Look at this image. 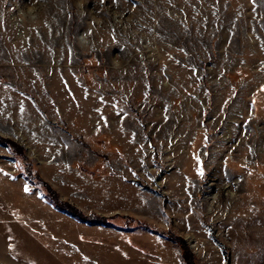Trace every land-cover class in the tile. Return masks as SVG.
Masks as SVG:
<instances>
[{
	"label": "rangeland",
	"instance_id": "rangeland-1",
	"mask_svg": "<svg viewBox=\"0 0 264 264\" xmlns=\"http://www.w3.org/2000/svg\"><path fill=\"white\" fill-rule=\"evenodd\" d=\"M235 103L258 133L240 158L217 142ZM0 137L108 220L0 144V264H185L177 240L264 261V0H0Z\"/></svg>",
	"mask_w": 264,
	"mask_h": 264
},
{
	"label": "bare ground",
	"instance_id": "bare-ground-1",
	"mask_svg": "<svg viewBox=\"0 0 264 264\" xmlns=\"http://www.w3.org/2000/svg\"><path fill=\"white\" fill-rule=\"evenodd\" d=\"M229 98L225 99L228 100ZM223 104V103H222ZM223 106V105H222ZM225 106H223L222 108L220 107V113L225 110L224 108ZM231 113V114H230ZM234 113V114H233ZM226 115L222 118H220V123L219 124H223L225 126V135H226V140L227 138H230V141H224L222 139H218V143L224 144L226 147L223 151V153H235V156L240 158V157H244L246 151L248 150V144L250 145V141L251 139L247 138V134H246V130L248 128H251L252 125L254 124V121L244 118L243 114L245 113V110H243L242 108L239 109V104L235 103L232 104L229 108H227V112L225 113ZM230 114V115H229ZM215 118L218 119V113L215 114ZM239 119V120H231V119ZM229 119V120H228ZM262 127H260L259 129H261ZM237 139L238 141L236 142L237 144L235 145V147L233 149H230L229 144L232 143L233 140ZM253 143H257L258 142V133L254 136V139L251 140ZM252 150L249 148V155H251ZM218 156L215 157V162H217L218 160ZM236 159V158H235ZM226 179V178H224ZM232 190H234L233 184L230 185ZM240 201L238 203V200ZM247 196H239V197H235V195L231 198V206H232V213L234 215H237V225H239V231L242 233L243 239L245 241V243L248 242V236L247 233L245 231V227L247 226V223L252 221V217L249 214H246V210L250 207V203L247 201ZM253 221L255 223V226L258 228V231H261L260 229V224H261V216L256 215L253 218ZM255 255V259L252 262V264H264L263 256L261 254H257L259 253V250L254 252Z\"/></svg>",
	"mask_w": 264,
	"mask_h": 264
},
{
	"label": "trees",
	"instance_id": "trees-1",
	"mask_svg": "<svg viewBox=\"0 0 264 264\" xmlns=\"http://www.w3.org/2000/svg\"><path fill=\"white\" fill-rule=\"evenodd\" d=\"M0 144L8 147V149L14 155L20 156V158L22 159L23 170L25 171L30 182L38 186L44 192L47 199L51 201L58 209L89 224H94V223L108 224V220L106 218H101L96 215L87 216L83 214L80 210L74 208L73 206L60 201L57 194L50 188V186L47 183L42 181L40 177L37 175V173L32 169L30 162L23 156V153L20 152V149H21L20 147H17L16 144H14L13 142L4 140L1 137H0ZM169 239L171 240V238ZM175 243L179 245L182 251V257H183L185 264H192L191 262L192 256L189 254V251H188L187 246L185 245V242L177 240L175 241Z\"/></svg>",
	"mask_w": 264,
	"mask_h": 264
},
{
	"label": "snow or ice",
	"instance_id": "snow-or-ice-1",
	"mask_svg": "<svg viewBox=\"0 0 264 264\" xmlns=\"http://www.w3.org/2000/svg\"><path fill=\"white\" fill-rule=\"evenodd\" d=\"M25 191H28V188L27 187H25Z\"/></svg>",
	"mask_w": 264,
	"mask_h": 264
}]
</instances>
